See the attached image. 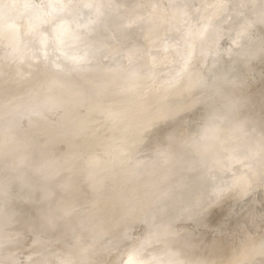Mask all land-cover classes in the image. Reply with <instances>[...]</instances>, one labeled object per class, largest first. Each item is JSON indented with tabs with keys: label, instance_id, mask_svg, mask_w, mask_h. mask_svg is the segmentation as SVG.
Masks as SVG:
<instances>
[{
	"label": "clouds",
	"instance_id": "9594fccd",
	"mask_svg": "<svg viewBox=\"0 0 264 264\" xmlns=\"http://www.w3.org/2000/svg\"><path fill=\"white\" fill-rule=\"evenodd\" d=\"M0 264H264V0H0Z\"/></svg>",
	"mask_w": 264,
	"mask_h": 264
}]
</instances>
